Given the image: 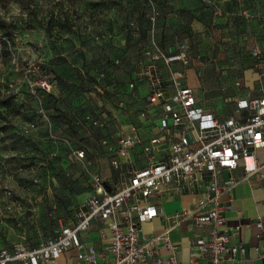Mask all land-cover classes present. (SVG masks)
<instances>
[{"label":"rangeland","instance_id":"1","mask_svg":"<svg viewBox=\"0 0 264 264\" xmlns=\"http://www.w3.org/2000/svg\"><path fill=\"white\" fill-rule=\"evenodd\" d=\"M0 20V254L52 240L119 138L166 117L149 65L188 85L185 67L204 68L194 92L224 103L264 91V0H0ZM175 36L185 59H153L180 53Z\"/></svg>","mask_w":264,"mask_h":264},{"label":"built area","instance_id":"2","mask_svg":"<svg viewBox=\"0 0 264 264\" xmlns=\"http://www.w3.org/2000/svg\"><path fill=\"white\" fill-rule=\"evenodd\" d=\"M175 41L180 53L152 58H162L166 64L184 60L185 44L179 36H175ZM152 68L153 65L148 66L146 75L153 105L161 109L166 115L163 119L168 123L157 126L158 131L149 139V144L151 152H161L162 158L129 170L117 187H111L96 173L92 177L91 193L77 209L74 225L63 226L55 240L38 249L21 247L11 253H1L0 264H38L40 259L57 257L68 246H77L80 242L78 232L95 219L106 222L109 229L107 251L111 259L105 264H202L199 257L206 258L204 264H221L225 252L230 259L237 252L244 253L242 245L230 241L225 228L227 206L220 199L235 181L219 182L218 170L233 169L240 159L244 161L245 170L254 168L253 152L264 148V91L238 103V113L217 116L200 105L194 90L179 80L182 72L172 74L168 79L170 84H165L166 81ZM190 131L195 133L193 142L188 138ZM142 142L138 128L131 126L119 138L116 156L109 165L118 167L120 157L130 156ZM197 180L207 183L204 203L192 212L167 215L174 221L189 219L205 231L191 242L198 255L182 262L176 255L178 247L165 233L141 236L140 224L162 214L160 206L148 200L152 193L159 192L164 186L179 190ZM255 225L261 236V222L257 221ZM158 244L167 251L166 257L160 255ZM92 252L86 257L85 264H97Z\"/></svg>","mask_w":264,"mask_h":264},{"label":"crops","instance_id":"3","mask_svg":"<svg viewBox=\"0 0 264 264\" xmlns=\"http://www.w3.org/2000/svg\"><path fill=\"white\" fill-rule=\"evenodd\" d=\"M177 67V64L170 67V74ZM201 70L200 73L197 65L191 68L185 67L184 69V76L186 74L189 76V85L186 84L192 89L203 85L200 79L204 80V68ZM198 73L200 74L197 75ZM249 75H252L250 70L246 71L247 86L251 85L253 80L252 76ZM210 87L211 84H206L203 92L195 93L200 105L213 111L217 116L238 113V103H241L242 100H236L235 102L229 100L230 102L226 101L225 103L218 101L217 98L220 94H212L209 91ZM153 122L156 123L154 124ZM162 122L168 123V120L160 117L154 119L148 116L144 120V126L138 128L139 134L146 141L142 143V146L138 145L135 147L131 151L130 156L120 157L121 164L118 167L124 166L121 181L125 179L129 170L141 168V162L144 163L143 166L148 164L149 161L145 153H152L156 160L162 158L161 152H151L152 149L149 144V139L158 131L157 126ZM188 138L192 142L195 140L194 131L188 133ZM129 159L131 162H129ZM251 161L254 162V168L249 171L245 170L242 159L238 161L237 166L233 169L223 168L218 170L219 182L224 180L235 181V185L229 191L223 193L220 199L227 206L225 228L230 236V241L244 247V253L237 252L232 259L228 258V253L225 252L224 260L221 264H264V204L262 203L264 200V148L254 150ZM104 179L111 187H117L121 182L114 179L112 171H109L107 178ZM206 189V181L197 180L195 183L187 184L179 190L173 186H164L159 192L152 193L148 200L152 204L159 205L162 214L140 224L141 236L165 233L173 244L178 247L176 255L180 261L187 262L196 257L198 252L192 247L191 242L195 237L204 235V229L195 226L193 221L189 219L174 221L173 219H168L167 215L181 211L192 212L197 210L206 200ZM257 221L262 224L261 236L258 235L260 229L255 225ZM78 236L80 242L77 246L70 245L57 257L40 259L38 264H85L86 257L91 254V250L96 257L97 264H105L111 259V255L107 251L109 229L106 222L96 219L92 220L87 228L78 232ZM158 249L163 258L167 256V251L164 250L161 244H158ZM198 260L202 264L206 263L205 257H199Z\"/></svg>","mask_w":264,"mask_h":264},{"label":"trees","instance_id":"4","mask_svg":"<svg viewBox=\"0 0 264 264\" xmlns=\"http://www.w3.org/2000/svg\"><path fill=\"white\" fill-rule=\"evenodd\" d=\"M10 28V24H8V23H6L5 21H2V20H0V29H2V30H7V29H9ZM164 61V60H163ZM175 62V61H174ZM164 79V78H163ZM165 81H166V83L165 84H170V81H168V79H164ZM147 85H148V88H149V91H150V86H149V79H147ZM197 98V97H196ZM199 103V102H198ZM157 108V107H156ZM155 108V109H156ZM158 109H160L159 107H158ZM161 110V109H160ZM211 111V110H210ZM155 111H153L152 112V115H153V113H154ZM162 112V111H161ZM163 113V112H162ZM164 114V113H163ZM154 117H156L157 118V115H153ZM109 171H111V168L110 167H108L104 162H100L99 163V169H98V173H99V175L104 179V178H107V175H108V173H109ZM105 180V179H104ZM91 193V189L89 190V193H88V195ZM88 195L87 196H85L80 202H79V204H78V206H77V209H78V207L80 206V204L88 197ZM77 209L75 210V212H74V214L72 215V217L70 218V220L69 221H66L65 223H64V226L65 225H67L68 223H70V225H74L75 223H76V212H77ZM61 230H62V227L60 228V230H59V233L52 239V240H50V241H53V240H55L56 239V237L61 233ZM49 241V242H50ZM49 242H47V243H49ZM46 243V244H47ZM43 245H45V244H43ZM42 246V245H41ZM41 246H39V247H41ZM39 247H37V248H34V249H29V248H26V249H29V250H35V249H38ZM15 250V249H14ZM14 250H12V251H9V252H6V253H11V252H13Z\"/></svg>","mask_w":264,"mask_h":264}]
</instances>
